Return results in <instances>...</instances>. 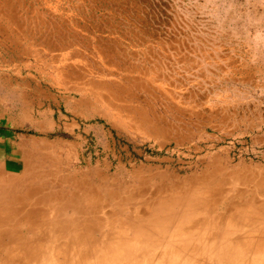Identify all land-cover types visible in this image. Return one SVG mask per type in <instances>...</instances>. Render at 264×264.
I'll list each match as a JSON object with an SVG mask.
<instances>
[{
  "label": "rangeland",
  "instance_id": "rangeland-1",
  "mask_svg": "<svg viewBox=\"0 0 264 264\" xmlns=\"http://www.w3.org/2000/svg\"><path fill=\"white\" fill-rule=\"evenodd\" d=\"M262 240L264 0H0V264H264Z\"/></svg>",
  "mask_w": 264,
  "mask_h": 264
},
{
  "label": "bare ground",
  "instance_id": "bare-ground-1",
  "mask_svg": "<svg viewBox=\"0 0 264 264\" xmlns=\"http://www.w3.org/2000/svg\"><path fill=\"white\" fill-rule=\"evenodd\" d=\"M8 217H10V216H8ZM12 221V220H11ZM11 231V233H14V234H16V237L17 238H21V237H19V235H18V233H20V229H19V227H17V226H15L14 227V229H12V230H10ZM4 235V234H3ZM248 235V234H247ZM185 236V235H184ZM262 236V235H261ZM191 237V236H190ZM173 238V237H172ZM14 241H16V239L14 240ZM251 241V240H250ZM263 241V240H262ZM252 242V241H251ZM264 242V241H263ZM262 243V242H261ZM11 245H13L12 243H11ZM263 245V244H262ZM184 246V245H183ZM182 246V247H183ZM180 247V246H179ZM186 247V246H185ZM264 247V246H263ZM189 248H191V247H189ZM243 248V247H242ZM178 249V248H177ZM16 250L17 251H21L22 250V248H16ZM182 250V249H181ZM192 250V249H191ZM186 252H187V250H186ZM203 252V251H202ZM202 252H201V254H202ZM264 252V251H263ZM188 254H190L189 252H187ZM194 254V253H193ZM184 256H185V254H184ZM187 256V255H186ZM177 257V256H176ZM194 257V256H193ZM199 257V256H198ZM186 258V257H185ZM180 259V258H179ZM189 259H191V258H189ZM192 259H194V258H192ZM191 259V260H192ZM243 259V258H242ZM245 259V258H244ZM253 259V258H252ZM259 259H261V258H259ZM197 261V260H196ZM207 261V260H206ZM253 261V260H252ZM185 262V261H184ZM181 264V263H180Z\"/></svg>",
  "mask_w": 264,
  "mask_h": 264
}]
</instances>
